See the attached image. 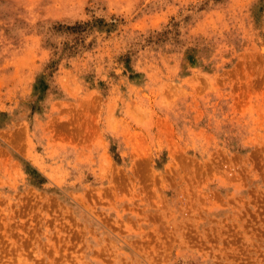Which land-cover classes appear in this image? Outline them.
I'll return each mask as SVG.
<instances>
[{
	"label": "rangeland",
	"instance_id": "obj_1",
	"mask_svg": "<svg viewBox=\"0 0 264 264\" xmlns=\"http://www.w3.org/2000/svg\"><path fill=\"white\" fill-rule=\"evenodd\" d=\"M0 264H264V0H0Z\"/></svg>",
	"mask_w": 264,
	"mask_h": 264
}]
</instances>
